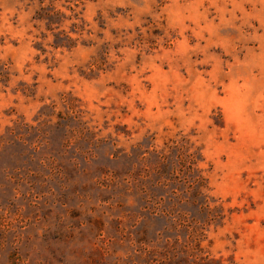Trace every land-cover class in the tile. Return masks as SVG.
<instances>
[{
    "label": "rangeland",
    "instance_id": "374dc122",
    "mask_svg": "<svg viewBox=\"0 0 264 264\" xmlns=\"http://www.w3.org/2000/svg\"><path fill=\"white\" fill-rule=\"evenodd\" d=\"M0 264H264V0H0Z\"/></svg>",
    "mask_w": 264,
    "mask_h": 264
}]
</instances>
